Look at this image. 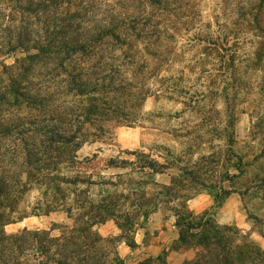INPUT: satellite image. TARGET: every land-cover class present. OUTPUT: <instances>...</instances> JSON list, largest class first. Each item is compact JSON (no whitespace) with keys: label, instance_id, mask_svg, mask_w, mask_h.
I'll list each match as a JSON object with an SVG mask.
<instances>
[{"label":"trees","instance_id":"1","mask_svg":"<svg viewBox=\"0 0 264 264\" xmlns=\"http://www.w3.org/2000/svg\"><path fill=\"white\" fill-rule=\"evenodd\" d=\"M220 4L227 20L223 28L197 40L205 44L204 54L217 58L227 73L236 68L238 36L264 34V0ZM188 5L189 0H0V14L9 9L13 23L11 29H2L10 35H0L6 40L0 55H22L14 65H2L0 72V264H124L117 251L110 258L112 238H103L95 229L120 218L119 209H112L108 195L95 202L89 190L78 189L97 183L78 174L62 175L59 167L77 163V150L101 138V122L123 123L124 104L133 99L141 105L146 99L149 90L141 79L151 62L159 66L168 54L171 15ZM188 10L193 15L197 11L195 5ZM155 74L157 68L149 73ZM92 120L93 132L86 127ZM142 167L152 175L164 172V165L153 160ZM175 181L172 177L170 184L162 185L165 200L137 205V214H126L125 224L132 227L138 216L146 219L162 203H172L178 237L171 250H199L196 259L183 264H264V251L235 232L231 235L232 228H238L220 226L208 213L193 215L186 204L190 198L173 192ZM33 186L43 187L42 198L52 199L38 201L37 213L18 208ZM69 186L74 188L72 205L66 203ZM232 192L212 195L215 206ZM52 212H63L70 221L60 225L58 236L52 235L53 227L5 230L31 214ZM156 260L165 264L162 256Z\"/></svg>","mask_w":264,"mask_h":264},{"label":"rangeland","instance_id":"2","mask_svg":"<svg viewBox=\"0 0 264 264\" xmlns=\"http://www.w3.org/2000/svg\"><path fill=\"white\" fill-rule=\"evenodd\" d=\"M220 2L189 0L196 14L188 13V5L171 15L173 39L168 40V54H163L159 66L151 62L149 73L157 68V74L144 72L141 79L144 90H149L146 99L141 105L133 99L124 104L123 123L101 122L105 130L101 138L77 150V163L59 167L62 175L78 174L97 183L81 184L78 189L89 190L95 202L108 195L112 209H119L121 217L106 221L102 228L103 233H114L117 223L124 227H117V235L108 237L113 240L110 258L117 240L132 239L147 223L138 216L130 227L124 222L126 214L135 217L137 205L165 200L160 194L162 185L170 184L172 177L176 178L173 192L181 199L237 192L242 218L250 229L245 234L232 228L231 235L235 232L264 251V34L249 31L238 36L236 68L226 73L217 58L204 54L205 44L197 40L217 35L223 28L227 20ZM9 14V9L0 14V35L6 37L10 34L2 29L13 25ZM5 43L0 38V47ZM20 57L19 53L0 55V72L2 65H14ZM93 122L86 124L91 132ZM150 160L163 164L164 172L152 175L149 168L143 169V163ZM72 190L69 186V205L73 204ZM42 192L43 187L33 186L18 208L37 213L38 201L52 200L42 198ZM161 207L166 218L173 214L172 203ZM69 222L63 212L31 214L5 230L17 233L24 228L53 227L52 235L58 236L60 225ZM189 250L191 260L196 259L198 248Z\"/></svg>","mask_w":264,"mask_h":264},{"label":"crops","instance_id":"3","mask_svg":"<svg viewBox=\"0 0 264 264\" xmlns=\"http://www.w3.org/2000/svg\"><path fill=\"white\" fill-rule=\"evenodd\" d=\"M186 204L193 215L201 216L208 213L220 226H235L245 234L250 229L242 218L241 197L237 192H232L218 207L215 206L214 197L208 193L190 198ZM141 220H146L147 223L141 229L142 233L136 230L135 236L131 239L135 247L129 246L125 238H120L117 241L116 251L124 264H139L149 258L153 259L151 264H160L156 260L159 256L164 258L165 264H183L192 259L189 249L185 251L171 250V246L178 237L173 214L166 218L162 207L159 206L150 212L146 219L141 216ZM105 223L95 227L99 235L103 238L117 235L119 229L117 225L114 233H103L102 228ZM164 253L166 254L164 255Z\"/></svg>","mask_w":264,"mask_h":264}]
</instances>
